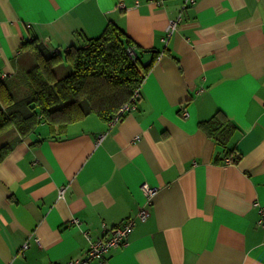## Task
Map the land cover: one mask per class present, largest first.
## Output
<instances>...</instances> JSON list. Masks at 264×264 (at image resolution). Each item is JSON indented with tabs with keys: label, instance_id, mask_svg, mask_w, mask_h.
I'll list each match as a JSON object with an SVG mask.
<instances>
[{
	"label": "crops",
	"instance_id": "obj_1",
	"mask_svg": "<svg viewBox=\"0 0 264 264\" xmlns=\"http://www.w3.org/2000/svg\"><path fill=\"white\" fill-rule=\"evenodd\" d=\"M108 23L155 56L135 109L3 132L0 264H64L130 217L89 264H264V0H0V82L33 65L26 41L63 53ZM232 124L224 147L208 134Z\"/></svg>",
	"mask_w": 264,
	"mask_h": 264
},
{
	"label": "trees",
	"instance_id": "obj_2",
	"mask_svg": "<svg viewBox=\"0 0 264 264\" xmlns=\"http://www.w3.org/2000/svg\"><path fill=\"white\" fill-rule=\"evenodd\" d=\"M83 41L68 46L63 53L49 50L36 38L24 43L33 53L34 63L25 71V79H17L13 85L16 88L21 83L22 97H15L8 82H0V135L14 126L23 137L41 122L62 127L90 114L110 121L124 104L132 102L136 89L140 93L155 56L144 63L143 51L137 52L125 31L114 23H108L97 37ZM128 48L134 50V56ZM213 121L211 118L209 123ZM234 128L233 124L228 128L218 125L217 134H208L224 147ZM10 149L1 139L0 162Z\"/></svg>",
	"mask_w": 264,
	"mask_h": 264
},
{
	"label": "built area",
	"instance_id": "obj_3",
	"mask_svg": "<svg viewBox=\"0 0 264 264\" xmlns=\"http://www.w3.org/2000/svg\"><path fill=\"white\" fill-rule=\"evenodd\" d=\"M182 1H183V6H186L188 4H192L195 0H182ZM118 7L124 8L123 2H119ZM179 19L180 18L178 17L169 20L166 30V35L164 37L165 41L167 40L168 36L176 29L177 22ZM128 50L130 55L133 56L135 55V52L132 48H128ZM7 75H8L7 73L2 72L1 79H5ZM138 98H139V90L136 89L132 96V102L124 104L120 108L119 112L116 113L113 116V118L110 120V123L118 122L122 118L121 116L122 112L125 113L135 109V104ZM183 113L185 114L186 110H184ZM142 188L146 194L147 201L150 202L151 196L155 191V188L149 186L147 183H143ZM62 192L63 189L60 190V194H62ZM148 214L149 213L146 210V208L144 206H141L136 213V217H138L139 219H145L148 216ZM134 220L135 219L133 217H130L121 226H112V227L103 226L102 235L100 237L96 239L89 238L88 248L83 256L71 259L64 264H89V262L93 260H102L111 248H116L126 243L127 234L133 227ZM74 221L78 224V219L75 218ZM258 224L264 228V205L259 206ZM107 233L108 236L105 237V234Z\"/></svg>",
	"mask_w": 264,
	"mask_h": 264
},
{
	"label": "rangeland",
	"instance_id": "obj_4",
	"mask_svg": "<svg viewBox=\"0 0 264 264\" xmlns=\"http://www.w3.org/2000/svg\"><path fill=\"white\" fill-rule=\"evenodd\" d=\"M64 65H66L65 63H63ZM60 68H62V67H60ZM59 73H61L62 71H58ZM18 79H19V81L20 80H23V78L22 77H18ZM13 82V83H12ZM17 81H11L10 82V84H11V86L12 85H14V87H15V84L14 83H16ZM21 84V83H20ZM19 83H18V86L16 87V88H14L13 86H12V88H13V91H14V95H15V97L16 98H20V97H22L23 96V89H24V87L22 86V85H20ZM7 132H10V131H7ZM3 134V133H2ZM7 134V133H6ZM0 136H2V137H0V140H1V138H3V136H5V135H0Z\"/></svg>",
	"mask_w": 264,
	"mask_h": 264
},
{
	"label": "bare ground",
	"instance_id": "obj_5",
	"mask_svg": "<svg viewBox=\"0 0 264 264\" xmlns=\"http://www.w3.org/2000/svg\"><path fill=\"white\" fill-rule=\"evenodd\" d=\"M258 212H259V208H258ZM258 218H259V213H258ZM257 224H258V220H257ZM259 225V224H258ZM260 226V225H259ZM261 227V226H260ZM261 228H263V227H261Z\"/></svg>",
	"mask_w": 264,
	"mask_h": 264
}]
</instances>
